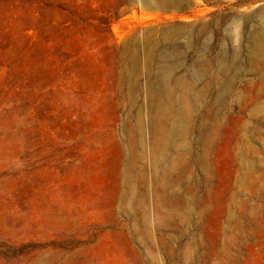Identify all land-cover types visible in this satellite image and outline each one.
<instances>
[{
    "label": "rangeland",
    "instance_id": "374dc122",
    "mask_svg": "<svg viewBox=\"0 0 264 264\" xmlns=\"http://www.w3.org/2000/svg\"><path fill=\"white\" fill-rule=\"evenodd\" d=\"M263 7L0 0V264H157L148 241L164 264H183L193 235L190 264H264V58L223 73L224 90L211 78L223 48L248 64L232 50ZM163 68L181 79L201 71L203 94L192 147L173 155L164 186L147 169L138 174L135 129ZM128 146L148 224L125 210ZM189 206L185 219L173 213Z\"/></svg>",
    "mask_w": 264,
    "mask_h": 264
},
{
    "label": "bare ground",
    "instance_id": "6f19581e",
    "mask_svg": "<svg viewBox=\"0 0 264 264\" xmlns=\"http://www.w3.org/2000/svg\"><path fill=\"white\" fill-rule=\"evenodd\" d=\"M246 19V24L249 25L250 28L246 32L244 41L241 43L240 46L233 48L232 53L235 56H239V54H241V51H245L244 54H246L247 56L246 61L248 64L236 60L231 61L225 59L227 57L228 52L226 49L223 48L221 50L222 61L220 63V69L213 70L211 72L212 82L218 88L220 87L223 90L225 89V86L228 85V82L224 81L223 79V73L225 74L228 71L230 72V70L234 66H249L248 68L256 67L264 58V7L258 10L257 12L253 13L249 17L247 16ZM163 67L165 68V66ZM164 68L161 74L158 73L159 75L156 78V82L152 81L149 84V100L147 101V104L140 108L137 117V125L135 128L138 136L137 139L139 141L138 149L140 151V157L142 161L141 166L138 168V174L141 175V172L143 173V171L147 169L150 171L147 172L151 173L153 178L158 180V184H161L162 186L166 185L169 182L167 176L168 173L166 172V166L169 164L173 155H175V157H180L192 147L191 143L188 140V129L190 128L189 126L191 124L192 114L194 113L196 106H198L197 104H199V102L202 101L203 98L202 92L199 93L197 89L198 80L202 78L201 71L196 69V71L193 73V78L191 77L192 79H181L176 78V76H174L172 68ZM178 90L179 93L177 95ZM216 96V101H218V103L222 102L225 96V92L218 91L216 92ZM146 115L148 116V124L151 128V133H149L147 129L148 125L146 121ZM208 131L209 129L205 126L203 132V135L205 137ZM129 145L132 144L130 143ZM127 149L129 150L130 155L132 156L134 148L128 146ZM133 157L134 156L130 157L131 163L129 164L131 165H127L126 168L128 170L126 181L124 183L127 188L125 196V210L129 214H131V212L136 214L138 209V212H140L141 214H137V217L135 219L136 222L143 220L144 223H147L148 220L151 218L149 212H152V210L150 211V208L148 209L145 206V201L143 202V199H140L138 196L135 197L138 188L133 178V170L135 169V162L134 165H132ZM136 173L137 172L134 171V177H136ZM144 175L142 174L143 178ZM143 178H141L140 181ZM144 180L145 179H143L142 181ZM162 186L160 187L163 188ZM159 191L161 192L162 190L159 189ZM159 196L160 195L156 196L158 197V200L156 201H159L161 199V197ZM188 208H190V206L187 207L185 211H182V209L179 210L180 208L175 209L173 213L181 219H185L190 212L189 210L191 209ZM151 221L153 222V220ZM134 223L135 222H133V224ZM147 227H149V225H147ZM136 228H139V226ZM151 234L152 228L150 226V228H148L146 231V237L148 238L147 241L150 240V238L152 240ZM192 237L193 241L192 244H190L191 248H193V245L196 242V236L193 235ZM141 239L144 243L146 242L145 237ZM148 243L146 242L148 247V253L154 256V260L157 264H164L161 254L154 251V249H152ZM191 248L186 247V249L183 251V264H190V259L194 251Z\"/></svg>",
    "mask_w": 264,
    "mask_h": 264
}]
</instances>
